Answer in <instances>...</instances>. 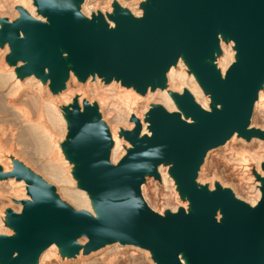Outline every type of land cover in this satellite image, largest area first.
Masks as SVG:
<instances>
[{"label": "water", "instance_id": "95a60500", "mask_svg": "<svg viewBox=\"0 0 264 264\" xmlns=\"http://www.w3.org/2000/svg\"><path fill=\"white\" fill-rule=\"evenodd\" d=\"M81 1L35 0L46 22L21 6L18 18L2 19L0 44H8L10 61L22 62L20 76L49 79L56 93L65 89L70 62L80 81L97 74L106 83L120 80L144 94L165 86L167 71L183 54L214 105L203 109L185 89L174 99L192 121L154 104L145 117L150 134L142 135L141 120L131 115L135 126L121 130L131 147L114 165L109 157L113 142L97 105L83 100L81 110L74 98L66 110L64 147L78 163L81 186L100 217L75 210L19 160L9 172L0 166V177L23 179L31 198L20 201L21 213H10L16 234H0V264H37L51 243L75 255L82 236L88 238L84 254L119 242L148 249L157 264H264V177L253 206L218 182L210 191L196 183L207 151L234 132L246 140L264 139V129L249 127L264 84V0H148L142 16L115 4L106 14L113 27L101 12L90 20L80 15ZM219 33L236 49L223 78L211 62ZM162 162L172 164L169 172L187 196L188 212L180 206L161 215L143 199L141 184L147 174L158 177ZM180 253L187 262L180 261Z\"/></svg>", "mask_w": 264, "mask_h": 264}, {"label": "rangeland", "instance_id": "374dc122", "mask_svg": "<svg viewBox=\"0 0 264 264\" xmlns=\"http://www.w3.org/2000/svg\"><path fill=\"white\" fill-rule=\"evenodd\" d=\"M83 1H81V3H83ZM147 1L148 0H88V2L86 1V4L88 6L86 5V8L82 9V6H81L82 4L80 3L81 5L79 4L78 11L80 15H83L84 17L90 20L93 15L99 12L102 13L100 9H104L105 11L109 10L108 12H105V15L111 14L114 10V5L118 4L122 8L127 9L130 12V14H132L133 16L134 15L142 16L143 15L142 14L143 13L142 4H144ZM17 2H18L17 0H0V26H1L2 19H7L10 22L18 18L19 12L17 10V7L18 6L22 7V5L18 4ZM32 4L34 5V8L36 7L34 10V15H38L39 17H42V19L40 20L47 21V17L42 16L37 11L35 0H32ZM26 11L29 13L27 9ZM135 12L138 14H135ZM33 17L37 18L36 16H33ZM105 19L106 20L108 19L107 20L108 22L109 21L112 22L107 17V15ZM113 26H114V23H113ZM222 40H223L224 47H226L229 52H232V50L234 52L231 57L232 59H230L229 60L230 62L228 61L227 63V67H226L227 69L229 67V64L232 61H234L236 58V49L234 47V41L231 38L226 36ZM5 45L7 46L6 50L4 48ZM218 47H219V50L217 54L216 53L215 54L219 55L220 57L224 55V51L221 49L222 47H220V39L218 41ZM9 54H10V49H9L8 44L6 43L0 44V56H1L0 58H2V56L4 57L0 59V76L1 78L4 77V79L2 78V80H0V106L3 107V108H0V159L5 164L9 165L11 170L13 168L14 161L19 160L20 162L23 163L25 167L29 168L31 171L33 170L35 173L41 176L48 184L53 185L56 190L55 191L56 194H58L61 200H63L67 204L70 203L69 205L73 207L75 210H81V209L83 210L84 208L85 211H89L90 213H92L85 206H78V205L75 206L71 198L72 196H75L76 190L80 189V190L85 191L82 188L80 178L77 175L78 163L75 160H73V158H71L70 153L64 147V143L66 142V139H67V132H68L67 128L69 124L68 119H67L68 117L66 115V110L71 109L73 99L76 97L75 96L71 97L70 98L71 100H68V102H65L67 104V105L64 104L65 106L63 104L58 105V100H57L58 98L56 97H55L56 99L53 98L54 97L53 95H56L57 93L61 91L55 93L51 90L49 86H48L49 89L45 90V87H43V85L46 82V80H42L41 78H38L34 74H32L33 77L27 79L26 82L29 80L28 83L31 82L32 84H35L34 79L35 78L40 79L41 81L40 91L42 93L41 94L42 100L44 101L47 100L46 95L48 91L49 94L52 95L51 99L54 105L56 106V108L59 109V113H61L63 117V121L61 120L55 108L54 109L51 107L46 108L45 106H43L42 102L36 99L34 95L32 94L31 95L28 94L27 97L22 96L23 93L19 94L20 96H18V98L14 102H10V95L12 91L11 86L13 82L15 81V77H18L20 80H22L29 76L22 77L19 75V72L17 69L20 65L18 66L16 64L19 61L17 62L10 61L8 59ZM215 58L211 60V62L215 61V63L213 62V65L218 66L216 69L219 71L221 75L222 74L220 72L221 68L219 67V65H217ZM11 66H13V70L15 72V74L12 77L9 75V72H8ZM184 66H185L184 70L186 71L187 75H189L190 73L194 74V71L190 66H188L187 64ZM226 69L223 75H225ZM223 77L224 76H222V78ZM103 83L106 84L105 81H103ZM119 84H121V82ZM164 84H165L164 87H157V88L164 89L167 86L166 80ZM175 84L178 85L176 86V89H179V90L172 89V91H170V96L173 99V102H175L178 111L177 109L172 110V111L180 112L182 119L190 120L189 118L185 117L183 112L178 107V103L174 99L175 94L181 95L185 89L187 90V88H185L183 85L181 86V84H179L178 82H176ZM124 86L133 87V86H126V85ZM71 87H72L71 90L73 92L75 90L80 89L79 87L74 86L73 84ZM9 88H10V91H8ZM187 91L191 93L193 100L196 101L203 109H205L199 101L194 99V95L192 94V92L190 90H187ZM117 92H118V88L114 90L111 89L108 92L102 91V93H99L97 88L95 89L93 88V90H89V92H87L86 95L89 99H91L90 104L91 105L95 104L97 105V108H99L98 113L100 114V117L102 116L101 117V119H103L102 121L107 123L106 125L108 129H109L108 123L112 126L116 124L120 127L119 136H121V139H122L121 148L124 149V153H125L126 149L131 147V144L121 134V130H124L126 128L125 125L128 126L130 121H129V117L126 116L127 111L124 109L121 110V108H123L124 103L127 104L128 106L132 105V101L130 99L125 100V99L118 98V96L116 95ZM203 93L204 95H208V100H207L208 108L205 110L207 111L208 109L211 110V106L214 105V102L212 101L209 95L210 93L206 91H204ZM141 95H144V94H141ZM153 95L152 97L149 98V100L142 99L141 101L138 102V106H139L138 113L142 115L143 120L147 123L148 131H149V123L147 122V120H145L144 117L147 116L148 111L154 106V104H162V105L165 104V102H163L162 98L157 93H154ZM28 97L32 98L33 101H29ZM113 103L117 105L118 107H115V108L111 107L110 105ZM10 105H13L15 109L10 107ZM217 106L219 107L220 105H217ZM163 107H165V105ZM82 108L83 107H80L81 110H83ZM101 108H103L104 110L101 111ZM166 110L169 112L168 109ZM42 114L44 115V117L47 116L46 118L48 117L50 118L52 115L50 120L53 119V121L55 122L53 121L52 122L56 123L55 132L52 131V129L50 130L52 140L55 141L57 144L56 149L54 148L53 151L51 149L48 150L46 141L43 140V136L39 135L41 137L39 139V137L36 135V133L32 129V124H35L38 130L37 121H38L39 115H42ZM250 118L251 119H250L249 127L251 126V127L264 129V125H263L264 124V109L262 108L255 109L253 106ZM58 121L61 123L58 124ZM42 123H44V126L47 129H49L48 128L49 124L46 123L45 120H43ZM126 129L131 130V128H126ZM37 132L38 134H40L39 130ZM59 139H62V140L59 141ZM250 140H246V141H250ZM223 145L215 147L211 151L209 158L206 160L205 164L203 165L201 169L202 173L200 174V177L202 178L201 181L203 183L202 182L199 183V181H197L199 173H200L199 172L200 169L198 170L196 182L198 186H205L209 191L213 190L215 182H218L221 187L231 189L236 198L240 199L241 201L245 203L247 202L248 204H250L248 201L254 197V194L256 192L255 188L256 187L259 188V186L261 185V180L264 177V171L261 169V163L262 161H264L263 159L264 158V141L258 142L257 140H255L252 143L245 142L244 144L243 143L241 144L237 141L236 143L232 144V146L230 147L228 146L224 147ZM111 147L112 146H110V148ZM244 153H249L252 157L255 154L256 157L252 159L250 156H248V159L245 161V164H242L237 161V157L242 156ZM259 154L260 155L262 154V155L260 156ZM259 160H262V161L260 162ZM257 165L260 167H257ZM1 170H2V167H1ZM156 171L159 174L158 177H154L153 175L147 174V176L145 177V181L141 184V186L143 185V187L140 188L143 199L145 200L147 205L150 207V209L154 210L155 212H159L161 215H165L166 211L175 213V211L178 210V207H180L181 204H183V205H186V208L189 211L190 208H189V201L187 199V196L185 194H182L181 191L178 189L176 179L169 172V167L167 168V170L164 169V171H166L164 179L161 177V174L158 172L157 167H156ZM51 174H53L55 177L54 176L52 177ZM56 177H58V179ZM0 179H6V178H0ZM57 182L59 184H57ZM211 184L212 186L210 188ZM19 187L22 189L19 190L18 189ZM11 189L13 191H11ZM66 189L67 190L69 189L70 191L69 190L65 191ZM25 191L26 189H24L22 186L13 187L8 182H0V234H7V235L16 234V231L14 230L11 224L10 213L11 212H14V213L21 212L22 204L20 203L21 200L19 197L23 195ZM64 192L66 193L64 194ZM76 207H79V209ZM18 208L20 210H16ZM173 209L175 210L173 211ZM220 217L221 215H219V218ZM217 220L219 219L217 218ZM120 245L122 246H119L118 248L117 247L114 248L115 246H110L109 248H106L101 253L95 254L82 261H76L75 259H72L73 255L68 256L63 250H60L58 252L59 254L58 257L56 258L60 260H62V258H68L70 260L66 262L57 263V264H62V263L63 264H152V263L157 264V262H155L154 259L152 258L151 253L150 255H147L144 253V251L141 249L143 247L140 246L139 248H136V247H131V246H124L123 244H120Z\"/></svg>", "mask_w": 264, "mask_h": 264}, {"label": "bare ground", "instance_id": "6f19581e", "mask_svg": "<svg viewBox=\"0 0 264 264\" xmlns=\"http://www.w3.org/2000/svg\"><path fill=\"white\" fill-rule=\"evenodd\" d=\"M18 4L22 5V7L26 8L29 13L31 14V16H36L37 18L39 19H42V17H39L38 15H34V5L32 4V0H17ZM86 1L88 2V0H84L83 3H81L80 5L82 6V9L83 8H86ZM80 6V7H81ZM88 6V5H87ZM25 9V10H26ZM88 10V9H87ZM100 11H102V13L105 15V12H108V11H105L104 9H100ZM90 12V11H89ZM139 12V11H138ZM135 14H138L135 12ZM96 15V14H95ZM32 16V17H33ZM106 17V15H105ZM108 20V19H107ZM106 20V21H107ZM46 22V21H45ZM108 22V21H107ZM110 27H113V23L112 22H108ZM219 39H220V47H222L221 49L224 51V55L220 56L219 55H216L217 52H215V59H216V63L217 65H219V67L221 68V76H224V71L227 67V63L230 59H232V55H233V50L232 52H229L227 50L226 47H224V44H223V38H222V35L219 33L218 35ZM231 43V42H230ZM7 44V43H6ZM231 47V45H230ZM5 50L7 49V46L5 45L4 46ZM232 49V48H231ZM8 51V50H7ZM4 52V51H3ZM7 54V53H5ZM65 57H67V53L64 52L63 54ZM1 57V56H0ZM2 58H4L2 56ZM0 58V59H2ZM2 61V60H1ZM215 63V61H213ZM212 62V63H213ZM230 62V61H229ZM18 66L22 64V62H18L16 63ZM186 65V62H185V58L183 56V54L179 57V59L177 60V62L173 65H171V68L167 71L166 73V84L167 86L164 88V89H160V88H157L155 89L154 91H151L150 89L147 90L146 93H144V95H141L134 87H125L124 85H121L119 84V80L116 81L114 79H112L111 82L109 83H103L104 79L103 77H99L97 74L95 75H89L88 78L86 80H84L83 82L78 80L75 72L73 69H71V63L70 62H67V66L68 68L70 69L69 70V76L67 78V80L65 81V84H64V87L65 89L59 93H57L56 95H53L54 97L53 98H58V105H61V104H65L67 105L65 102H68V100H71L70 98L71 97H76L77 99V102L78 104L80 105V107H83V102L82 100H85L87 99L86 101L90 104V100L88 97H87V92H89V90H93V88H97L98 89V92L99 93H102V91H110L111 89H116L118 88V92H117V96L118 98H121V99H125V100H131L132 101V105H127V104H123V108H121V110H126V116L129 117V125L125 127L126 128H133L135 125H134V122L130 120V116L131 115H134L136 118L138 117L139 120H141V123H142V130L140 132V135L142 134H150V131H148L147 129V123L143 120L142 118V115L138 113V102L141 101L142 99H147L149 100L150 97H152V95L154 93H157L163 100V102H165V109H168L169 112H172V110H176L177 109V106L175 104V102H173V99L171 98L170 96V91H172V89H175V90H179V89H176V86H178L177 84H175L176 82H178L179 84H181V86L183 85L185 88H187V90H190L192 92V94L194 95V99H196L197 101H199L201 103V105L207 109L208 108V95H204V89H203V86L201 85V83H199V81L197 80L195 74L193 73H190L189 75L186 74V71L184 70L185 66ZM15 66V65H14ZM3 67V66H2ZM218 66H216L217 68ZM5 70V69H4ZM8 70V69H7ZM9 72V75L12 77L15 72L13 70V66H11V68L8 70ZM3 76V75H2ZM33 75H29V77H26L22 80H20L18 77H15V81L13 82L12 86H11V95H10V102H14L18 96H20L19 94H22V96H25L27 97V95H34V97L36 99H38L40 102H42L43 106H45L46 108L48 107H51V108H55L57 110V113L58 115L60 116L61 120L63 121V117L61 115V113H59V109L56 108V106L54 105L52 99H51V94H49V92L47 91V95H46V98L47 100H42V96H41V81L40 79H37L35 78V84H32L31 82L28 83V81L26 82L27 79L29 78H32ZM1 78V76H0ZM4 79V77H2ZM2 78L0 80H2ZM6 79V77H5ZM32 80V79H31ZM176 81V82H175ZM3 82V81H2ZM102 82V83H101ZM8 83V82H7ZM48 83H49V79L46 80V82L44 83L43 87H45V90H48L49 87H48ZM6 84V83H5ZM4 84V85H5ZM72 84L74 86H77L79 87L80 89L78 90H75L74 92L71 90L72 89ZM119 84V85H118ZM118 86V87H117ZM4 89V88H3ZM174 90V91H175ZM183 90V89H182ZM181 90V91H182ZM5 91V90H4ZM10 91V88L9 90ZM51 91V90H50ZM25 92V93H24ZM179 93V92H178ZM182 93V92H181ZM210 95V94H209ZM154 96V95H153ZM44 97V96H43ZM45 98V99H46ZM55 98V99H56ZM28 100L29 101H33L32 98L28 97ZM56 101V100H55ZM148 102V101H147ZM159 103V102H158ZM9 104V103H8ZM64 105V106H65ZM162 105V104H161ZM162 105V106H164ZM111 107L115 108V107H118L117 105H115L114 103L110 105ZM121 106V105H120ZM10 107H12L13 109H15V107L13 105H10ZM0 108H3L2 106H0ZM45 108V109H46ZM254 108L257 109H264V84L263 86L258 90V93H257V99L254 103ZM99 109V108H97ZM145 109V108H144ZM25 110V109H24ZM47 110V109H46ZM50 110V109H48ZM104 109L101 108V111H103ZM209 110V109H208ZM178 111V109H177ZM51 113V112H50ZM53 113V112H52ZM181 114V113H180ZM116 115V113H115ZM120 115V114H119ZM50 116V115H49ZM55 116V115H54ZM122 116V115H121ZM47 117V116H46ZM44 117V115H39L38 117V121H37V124H38V130L40 132V134H38V130L35 126V124H32V129L33 131L36 133V135L39 137V139L41 138L39 135L43 136V140L46 141V145L48 147V150L51 149L52 151L54 150V148L56 149V142L52 140V136L50 134V130L52 129V131L55 132V124L56 123H53L55 121L50 120V118H46ZM102 117V116H101ZM100 117V120H103L101 119ZM146 117V116H145ZM144 117V118H145ZM54 118V117H53ZM104 118V116H103ZM118 118V117H117ZM43 120H45L46 123L49 124V129H47L45 126H44V123ZM57 120V119H56ZM128 120V119H127ZM53 121V122H52ZM188 122L192 121V119L190 120H187ZM125 122V121H124ZM123 122V123H124ZM61 123L58 121V124ZM122 123V122H121ZM127 123V122H126ZM125 123V124H126ZM107 124V123H106ZM120 124V123H119ZM109 125V131H110V137L113 141V145L112 147L110 148V154H109V157H110V161L112 164L116 165L119 161V158L122 157L123 153H124V149L121 148V143H122V139H121V136H119V126L114 124V126ZM264 125V124H263ZM63 126V125H62ZM57 127V126H56ZM251 127V126H250ZM125 128V129H126ZM263 128V127H262ZM68 129V128H67ZM260 129V128H259ZM67 131V130H66ZM66 134V133H65ZM59 135V134H58ZM64 137V136H63ZM62 137V139H63ZM61 138V137H60ZM62 139H59V141H61ZM255 140H257L258 142H261V141H264V139L260 140L256 137H253L250 141H246L245 139H243L242 137L238 136L237 135V132H234L231 137L226 140V142L224 143V147L228 146H232V144L236 143L237 141L239 143H252L254 142ZM3 147V146H2ZM1 147V148H2ZM214 148H211L209 149V151H207V155L204 159V162L203 164L201 165V167L199 168L200 169V173H199V176H198V180L199 183L202 182L201 181V177H200V174L202 173L201 172V169L203 167V165L205 164L206 160L209 158L210 156V153L211 151L213 150ZM12 152V151H11ZM50 154V153H49ZM16 155V154H15ZM260 155V154H259ZM262 155V154H261ZM260 155V156H261ZM248 156H250L252 159H254L256 157V155L254 154V156L252 157L249 153H244L242 156H238L237 157V161L242 163V164H245V161L248 159ZM262 158V157H260ZM121 159V158H120ZM264 159V158H263ZM262 159V160H263ZM256 160V159H255ZM262 160H259L260 162ZM118 161V162H117ZM117 162V163H116ZM258 163V162H256ZM75 165V164H74ZM172 164L171 163H160L158 164L157 166V170L158 172L161 174V177L164 179L165 177V174H166V171L168 167H170ZM259 165V164H258ZM257 167H260L258 166ZM0 166L2 167V172H9L11 171V168L8 164H5L1 159H0ZM64 169V168H62ZM258 170V169H257ZM56 171V170H55ZM58 171V169H57ZM264 171V170H263ZM54 172V171H53ZM67 172V171H66ZM246 172V171H245ZM52 173V172H51ZM58 173V172H57ZM60 174V173H59ZM63 174V173H62ZM52 177L54 176L53 174H51ZM60 176V175H59ZM147 176V175H146ZM55 177V176H54ZM65 177V176H63ZM67 177V176H66ZM1 178V177H0ZM58 179V177H56ZM250 178V177H249ZM62 179V178H61ZM60 179V180H61ZM67 179V178H66ZM68 180V179H67ZM168 180V179H167ZM0 182H8L9 184H11L13 187L14 186H22L24 189H26V183L23 179H16V177H9V178H6V179H0ZM55 182V180H54ZM61 182V181H60ZM197 183V182H196ZM203 183V182H202ZM57 184H59L57 182ZM212 184L210 185V188H211ZM60 187V186H59ZM143 187V185L141 186ZM17 189V188H16ZM19 190L22 189V188H18ZM69 190V189H68ZM67 189L65 191H68ZM256 192L254 194V197L249 200L248 202L250 203V205H255L256 201L260 198L261 196V191H260V188L256 187L255 188ZM11 191H13L11 189ZM18 191V190H16ZM23 191V190H22ZM56 191V190H55ZM70 191V190H69ZM72 191V190H71ZM26 192V191H25ZM24 192L23 195H21L19 198L20 200L22 199H28L30 200L31 198L28 197V195H26ZM63 192V191H62ZM61 192V193H62ZM13 193V192H12ZM66 192H64L65 194ZM14 194V193H13ZM63 194V193H62ZM71 194V193H70ZM173 194V193H172ZM72 195V194H71ZM70 195V196H71ZM63 197V196H62ZM61 197V198H62ZM68 197V196H67ZM66 198V197H65ZM69 198V197H68ZM72 202H74L75 206L78 205V206H85L87 207L88 210H90L92 212V214L95 216V217H100V214L98 212V210H96L95 208V204L93 202V199L91 198L90 196V193L88 192H85L83 190H76L75 191V196H72ZM186 198V196H185ZM63 199V198H62ZM66 200V199H65ZM71 200V199H70ZM11 201V200H10ZM188 202V201H187ZM11 204V203H10ZM70 204V203H69ZM18 205V204H17ZM181 207H183L187 212H188V209L186 208V205H183L181 204ZM13 208V207H12ZM79 209V207H76ZM81 208V207H80ZM14 210V209H13ZM16 210H20L19 208L16 209ZM82 210V209H81ZM84 210V208H83ZM175 209H173L174 211ZM85 211V210H84ZM21 213V212H20ZM219 213H217V218L219 219ZM15 232V231H14ZM9 233V232H8ZM87 240L88 238L82 236V237H79L76 239L77 243L82 246L79 250V252L75 255H73V258L72 259H75L76 261H82V260H85L87 259L88 257H91L95 254H98V253H101L102 251H104L106 248H109L110 246H115L114 248H118L119 246H122L120 245L119 242H114V243H107L105 244L103 247H100L96 250H92L90 252H88L87 254H84L83 253V248H84V245L87 243ZM124 246H131V247H136V248H139L138 246L136 245H132V244H123ZM63 248H59L58 246H56L55 243H51L39 256L38 258V263L37 264H57V263H61V262H66L70 259L68 258H62V260L60 259H57L56 257H58V252L60 250H62ZM145 254L147 255H150V251L146 248H141ZM140 251V250H139ZM179 258H180V261L182 262H187L186 261V257L184 256L183 253H180L179 255ZM63 264V263H62ZM153 264V263H152Z\"/></svg>", "mask_w": 264, "mask_h": 264}]
</instances>
